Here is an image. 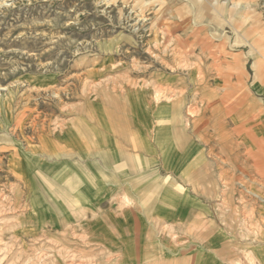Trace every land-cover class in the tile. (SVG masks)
I'll return each mask as SVG.
<instances>
[{"label":"rangeland","instance_id":"1","mask_svg":"<svg viewBox=\"0 0 264 264\" xmlns=\"http://www.w3.org/2000/svg\"><path fill=\"white\" fill-rule=\"evenodd\" d=\"M159 71L174 76L170 83H187L185 95L199 99L212 120V113L238 114V98L250 92L255 147V134L264 132L257 119L264 90L259 95L255 83L264 76V0H0V264H69L115 250L88 249L81 233L37 222L35 151L48 148L68 118L91 112L104 88L140 89ZM210 95L219 100L217 112ZM227 97L234 98L228 105ZM229 117L232 128L238 121ZM254 149L244 155L248 170L241 158L233 170L234 202H226V191L224 201L220 196L216 215L229 225L227 237L201 253L200 264H264V173ZM154 236L155 247L138 250L140 261L191 250Z\"/></svg>","mask_w":264,"mask_h":264},{"label":"crops","instance_id":"2","mask_svg":"<svg viewBox=\"0 0 264 264\" xmlns=\"http://www.w3.org/2000/svg\"><path fill=\"white\" fill-rule=\"evenodd\" d=\"M149 77L140 89L104 88L91 112L71 116L45 140L44 155L35 151L37 222L58 233H81L88 249H115L97 256L88 252L69 264H200L201 253L216 248L230 230L216 214L224 191L226 202H234L228 186L236 184L238 159L248 170L244 155L256 148L255 164L264 173V132L255 134V147L250 143V92L238 98V114L229 115L217 112L219 100L210 95V110L217 112L212 120L201 114L199 99L185 95L187 83H170L174 76L162 71ZM255 80L261 95L264 76ZM227 116L237 118L232 128ZM257 119L264 121V112ZM233 129L242 144L233 143ZM155 233L162 244L190 252L140 261L139 249L156 246ZM129 248L136 250L134 256Z\"/></svg>","mask_w":264,"mask_h":264},{"label":"bare ground","instance_id":"3","mask_svg":"<svg viewBox=\"0 0 264 264\" xmlns=\"http://www.w3.org/2000/svg\"><path fill=\"white\" fill-rule=\"evenodd\" d=\"M256 124H257V123H256ZM256 124H255V125H256ZM253 125H254V124H253ZM70 257H71V256H70ZM70 257H69V258H70ZM93 264H94V263H93Z\"/></svg>","mask_w":264,"mask_h":264}]
</instances>
